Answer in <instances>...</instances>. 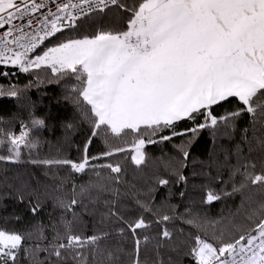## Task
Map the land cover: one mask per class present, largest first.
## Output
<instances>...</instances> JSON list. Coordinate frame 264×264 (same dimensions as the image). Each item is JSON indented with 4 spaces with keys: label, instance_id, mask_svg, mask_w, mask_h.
Listing matches in <instances>:
<instances>
[{
    "label": "snow or ice",
    "instance_id": "6c2138e0",
    "mask_svg": "<svg viewBox=\"0 0 264 264\" xmlns=\"http://www.w3.org/2000/svg\"><path fill=\"white\" fill-rule=\"evenodd\" d=\"M0 80V264H264V0H0Z\"/></svg>",
    "mask_w": 264,
    "mask_h": 264
},
{
    "label": "trees",
    "instance_id": "16d2710c",
    "mask_svg": "<svg viewBox=\"0 0 264 264\" xmlns=\"http://www.w3.org/2000/svg\"><path fill=\"white\" fill-rule=\"evenodd\" d=\"M16 79H19L22 83L27 82L24 74H20ZM0 83H4V81L0 80ZM59 93H60V89L56 85L53 84V85L40 86L39 92H37L36 89L33 88L30 92V95H31L32 100L37 101V110L41 114L50 112L53 116H60V117H63L65 115L71 116L70 106H66L64 102L57 103L55 97H57ZM17 107H18L17 103L14 99L7 98V97H0V115H3L6 112H10V111H16ZM86 128H87L86 124L82 125L81 131L85 130ZM59 135H60V132L57 126V132L51 138L54 141L56 136H59ZM116 143H120V142L116 141ZM97 147H102V145L97 143ZM201 147H202V144H194L192 151L196 153L197 155H200ZM148 150L153 157H158L161 155V150L158 146H148ZM169 150H170V146L164 149L165 152ZM72 155H76L75 151L72 152ZM145 171H147V169ZM172 202L178 203L179 199L174 198ZM235 202L239 203V198H237ZM184 203L187 204L188 201L185 200ZM229 203L231 204L232 202L229 201ZM191 207H192L193 212L203 210L201 206L198 204L192 205ZM220 209H221V205L219 203L215 204V206L212 207L210 210V215L213 217L217 216L220 213ZM49 211H51V206H49ZM225 211H227V209H225ZM176 227L177 228L184 227L186 230L188 228L187 225H184L182 223H177Z\"/></svg>",
    "mask_w": 264,
    "mask_h": 264
}]
</instances>
